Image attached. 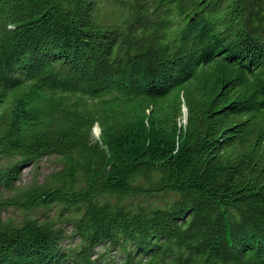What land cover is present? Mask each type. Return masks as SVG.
<instances>
[{
  "label": "trees",
  "instance_id": "16d2710c",
  "mask_svg": "<svg viewBox=\"0 0 264 264\" xmlns=\"http://www.w3.org/2000/svg\"><path fill=\"white\" fill-rule=\"evenodd\" d=\"M107 253L264 264V0H0V264Z\"/></svg>",
  "mask_w": 264,
  "mask_h": 264
},
{
  "label": "rangeland",
  "instance_id": "374dc122",
  "mask_svg": "<svg viewBox=\"0 0 264 264\" xmlns=\"http://www.w3.org/2000/svg\"><path fill=\"white\" fill-rule=\"evenodd\" d=\"M186 122V108H181V118L179 123L184 125ZM93 135L99 137V129L97 126L93 129ZM60 168V158L55 156L45 157L34 165L27 167L24 172L22 179L19 183L20 186H27L33 182H42V180L50 173ZM14 216L16 219L19 218L18 212L9 211V214ZM98 252H101L98 250ZM105 264H124L119 255L115 253H107Z\"/></svg>",
  "mask_w": 264,
  "mask_h": 264
}]
</instances>
